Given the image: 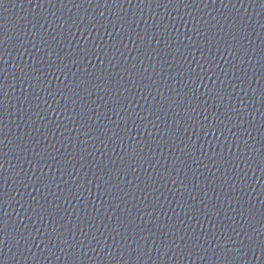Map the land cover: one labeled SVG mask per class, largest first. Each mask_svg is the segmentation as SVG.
<instances>
[{"label":"water","instance_id":"water-1","mask_svg":"<svg viewBox=\"0 0 264 264\" xmlns=\"http://www.w3.org/2000/svg\"><path fill=\"white\" fill-rule=\"evenodd\" d=\"M0 264H264V0H0Z\"/></svg>","mask_w":264,"mask_h":264}]
</instances>
